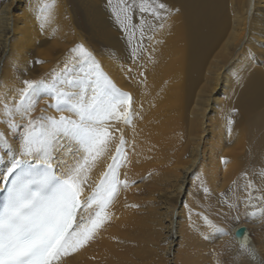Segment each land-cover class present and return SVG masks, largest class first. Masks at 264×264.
Returning <instances> with one entry per match:
<instances>
[{"label":"bare ground","instance_id":"6f19581e","mask_svg":"<svg viewBox=\"0 0 264 264\" xmlns=\"http://www.w3.org/2000/svg\"><path fill=\"white\" fill-rule=\"evenodd\" d=\"M166 2L180 12L165 14L163 28L145 26L136 57L131 49L137 47L139 28L129 43L107 0H56L49 21L39 29L53 40H25L39 54L29 58L16 56L13 36L21 30V19L22 28L36 23L42 0H8L0 7V83L9 85L11 95L24 87V80L47 79L66 63L75 75L82 74L71 49L83 44L116 87L133 99L132 123L118 124L127 141L118 178L127 180L128 187L121 186L108 208L112 219L95 239L62 264H251L241 254V243L264 255V211L255 201V207H245L243 191L254 170L264 166V0ZM139 19L137 12L134 23ZM50 102L41 97L32 115L40 116ZM61 114L71 115L51 109L44 113ZM116 142L92 169L93 187L112 162ZM11 146L18 148L19 133ZM7 152L0 147V176L9 163ZM198 170L201 180L194 176ZM204 187L210 190L207 197ZM90 191L86 187L85 194ZM221 193L236 207L221 204ZM195 213L208 216L225 234L209 232ZM240 226L246 232L236 237Z\"/></svg>","mask_w":264,"mask_h":264},{"label":"snow or ice","instance_id":"6c2138e0","mask_svg":"<svg viewBox=\"0 0 264 264\" xmlns=\"http://www.w3.org/2000/svg\"><path fill=\"white\" fill-rule=\"evenodd\" d=\"M6 2L0 0V7ZM55 5L56 0H42L36 10L41 30ZM107 6L129 43L136 39L139 28L137 47L131 49L132 57H136L138 47L143 45L146 25L149 29L163 28L165 14L170 17L173 11L180 12L179 8H170L166 0H107ZM137 12L140 14L138 25L134 23ZM145 15L151 23L145 20ZM71 52L82 74L75 75L66 63L62 71L53 70L47 79L24 80V87L15 90V95L10 94L9 85L0 83V122L3 124L0 147L8 149L9 156L8 166L0 176V184L4 185L0 193V264H62L63 258L95 239L112 219L108 208L118 197L121 186L128 187L127 180L118 178V169L127 159V141L118 124L121 120L126 125L132 123V96L116 87L83 44H77ZM41 97H48L51 102L40 110V116L34 117L32 114ZM49 109L71 115H44ZM116 132L120 133L118 138ZM18 133L19 146L14 150L11 139ZM117 140L112 162L93 187L89 184L92 169ZM86 187L91 188L88 194H85ZM209 191L203 188L205 197ZM243 191L245 207H255V201L264 211V166L254 170ZM220 197L221 204L229 209L236 207L226 193ZM195 215L202 218L209 232L225 234L208 216ZM191 216L190 210V227ZM233 219L239 220V217ZM243 231L237 230V235ZM200 235L208 239L205 233ZM239 249L251 264H264V255L251 245L241 243Z\"/></svg>","mask_w":264,"mask_h":264},{"label":"rangeland","instance_id":"374dc122","mask_svg":"<svg viewBox=\"0 0 264 264\" xmlns=\"http://www.w3.org/2000/svg\"><path fill=\"white\" fill-rule=\"evenodd\" d=\"M15 3L16 4H18V2H16L15 1ZM14 3V4H15ZM34 6V4L33 5H31L30 7H33ZM15 12H16V14L17 13H19L20 15H21V9H15ZM33 20L36 22L34 25H33V22L32 23H30L29 25L30 26H25L24 28H22V26H23V19H21V21H20V23H18V26H21V30H19L18 32H16L15 34H14V36H13V41H14V47H15V49L12 47V49H14L15 50V52L17 53H19L18 55H16L17 57L18 56H25V57H36V55H39V54H35V50H34V45H32L31 44V41H29V42H26V41H28V40H30V39H32V37H33V39L35 40V41H37V42H45L46 40H48L49 39V35H47V36H45V35H42V34H39L40 33V28L41 27H39V24H41L40 22H39V19H38V21H37V18L35 17V18H33ZM26 40V41H25ZM49 40H53V39H49ZM60 41V40H59ZM63 42H64V44H66L67 45V47L68 46H70L69 44H67L64 40H62ZM42 46V45H41ZM44 46V45H43ZM59 47V46H58ZM57 47V48H58ZM40 48H42V49H38L39 51H42V50H44V47H40ZM41 57H45L46 55H40ZM48 56H50V55H48ZM212 132L211 131H207V134H206V137L208 138V139H210L211 140V134ZM210 142V141H209ZM210 161H211V159H208L207 160V167H209L210 166ZM209 169H207L206 167H205V169H204V174L205 173H207V171H208ZM212 170V169H211ZM213 170H222V169H217L216 167H215V169H213ZM194 176H195V178H200V180L202 179V177H201V173H200V171L198 170L197 172H195L194 173ZM218 178L219 179H222V175H221V173H218ZM185 179H186V181H185V184H184V186H185V188H184V190H187L186 188L188 187V186H190L189 185V182H187L188 180H187V178L185 177ZM187 182V183H186ZM202 183H203V181H202ZM195 187V186H194ZM177 209L178 208H176V211H177Z\"/></svg>","mask_w":264,"mask_h":264},{"label":"water","instance_id":"95a60500","mask_svg":"<svg viewBox=\"0 0 264 264\" xmlns=\"http://www.w3.org/2000/svg\"><path fill=\"white\" fill-rule=\"evenodd\" d=\"M237 230H244L242 235L246 232L245 227L244 226H240V227L236 228L235 231H234V235L236 237H241L242 236V235H240V236L237 235Z\"/></svg>","mask_w":264,"mask_h":264}]
</instances>
